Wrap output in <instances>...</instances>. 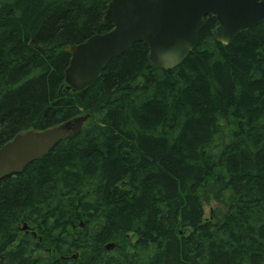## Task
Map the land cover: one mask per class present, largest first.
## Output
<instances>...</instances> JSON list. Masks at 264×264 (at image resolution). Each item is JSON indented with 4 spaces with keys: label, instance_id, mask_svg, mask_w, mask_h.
<instances>
[{
    "label": "trees",
    "instance_id": "obj_1",
    "mask_svg": "<svg viewBox=\"0 0 264 264\" xmlns=\"http://www.w3.org/2000/svg\"><path fill=\"white\" fill-rule=\"evenodd\" d=\"M108 2L0 0V146L88 115L0 180V264H264V20L222 44L206 16L171 69L135 42L73 90Z\"/></svg>",
    "mask_w": 264,
    "mask_h": 264
},
{
    "label": "water",
    "instance_id": "obj_2",
    "mask_svg": "<svg viewBox=\"0 0 264 264\" xmlns=\"http://www.w3.org/2000/svg\"><path fill=\"white\" fill-rule=\"evenodd\" d=\"M206 16L217 21L212 30L214 39L229 44L239 32L264 20V0H109L102 23L110 29L65 46L70 51L65 82L73 90L84 89L97 80L107 62L135 42L147 45V59L153 66L174 68L197 45ZM87 118V114L79 115L44 129L15 134L0 146V180L21 172L60 140L80 132ZM113 246L109 243L105 248Z\"/></svg>",
    "mask_w": 264,
    "mask_h": 264
},
{
    "label": "rangeland",
    "instance_id": "obj_3",
    "mask_svg": "<svg viewBox=\"0 0 264 264\" xmlns=\"http://www.w3.org/2000/svg\"><path fill=\"white\" fill-rule=\"evenodd\" d=\"M215 204L214 203H210V204H205L204 205V218H207L208 217V214H209V210L210 208H212Z\"/></svg>",
    "mask_w": 264,
    "mask_h": 264
},
{
    "label": "bare ground",
    "instance_id": "obj_4",
    "mask_svg": "<svg viewBox=\"0 0 264 264\" xmlns=\"http://www.w3.org/2000/svg\"><path fill=\"white\" fill-rule=\"evenodd\" d=\"M70 52V51H69ZM70 58V57H69ZM67 84V83H66Z\"/></svg>",
    "mask_w": 264,
    "mask_h": 264
}]
</instances>
